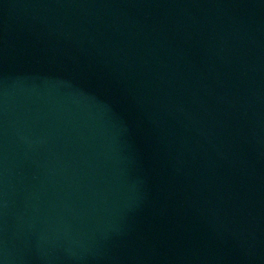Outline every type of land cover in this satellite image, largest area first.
Masks as SVG:
<instances>
[{
	"label": "water",
	"instance_id": "obj_1",
	"mask_svg": "<svg viewBox=\"0 0 264 264\" xmlns=\"http://www.w3.org/2000/svg\"><path fill=\"white\" fill-rule=\"evenodd\" d=\"M0 264H264V0H0Z\"/></svg>",
	"mask_w": 264,
	"mask_h": 264
}]
</instances>
